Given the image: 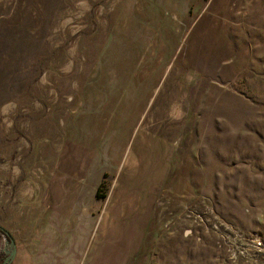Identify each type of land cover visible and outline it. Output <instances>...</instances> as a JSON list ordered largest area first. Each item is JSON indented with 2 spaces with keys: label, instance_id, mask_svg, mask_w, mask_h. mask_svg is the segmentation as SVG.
Returning <instances> with one entry per match:
<instances>
[{
  "label": "rangeland",
  "instance_id": "1",
  "mask_svg": "<svg viewBox=\"0 0 264 264\" xmlns=\"http://www.w3.org/2000/svg\"><path fill=\"white\" fill-rule=\"evenodd\" d=\"M0 225L12 264H264V0H0Z\"/></svg>",
  "mask_w": 264,
  "mask_h": 264
},
{
  "label": "crops",
  "instance_id": "2",
  "mask_svg": "<svg viewBox=\"0 0 264 264\" xmlns=\"http://www.w3.org/2000/svg\"><path fill=\"white\" fill-rule=\"evenodd\" d=\"M63 195L66 196V195H69V194L65 193V194H62V196ZM70 197H75L74 193H70ZM73 206H74V209H73V212H72L71 216H67L68 214H65V215L63 214V212L66 209H59V208L56 209L54 207H50L49 208L51 213H53V212H54V214H59L60 213L61 223L64 224V225L62 226V228L60 230H58L59 223L54 227L55 228L54 231H57L56 232L57 234L55 235V238L54 239H48V240L47 239H44V240H46L48 242H50V241H52V242L53 241L54 242H57V241L62 242L61 244H58V247H57L58 250L61 249V247L63 246L64 242L65 243L67 242L68 238L69 239L71 238V241L73 239H75V240L78 239V234L74 232V230L72 229V225L76 222L77 219H80V216L78 214L79 213V210L76 208V207H78V205L75 204ZM79 207L81 209L80 204H79ZM85 208H86L85 206H82V209H85ZM83 214L88 215L90 213H83ZM68 226H70V233H67V231H66ZM15 244H16V242H14V245ZM42 245L44 246V248L42 250H40V251L43 252V253L39 254V257L37 259H39V260L41 259L42 260L44 258L43 260H46V259L48 260V258H50L51 256H49L47 258L46 257V252L47 251L48 252L53 251V249H54L53 244L49 243V245H48L47 243H43ZM125 260H124V262L122 264H131V263L126 262ZM48 261H51V260H48ZM12 262H13V258H12V260L9 261V263L12 264ZM54 264H59V263H58V261H56ZM73 264H75V263H73Z\"/></svg>",
  "mask_w": 264,
  "mask_h": 264
},
{
  "label": "water",
  "instance_id": "3",
  "mask_svg": "<svg viewBox=\"0 0 264 264\" xmlns=\"http://www.w3.org/2000/svg\"><path fill=\"white\" fill-rule=\"evenodd\" d=\"M1 231H3L4 234L7 236L8 240H7L6 243H7V245L9 246V249H10V250L5 249V251H6V255L4 256V258H3V262H2V264H4V263L9 262V261L11 260V258L13 257V255H14L15 245H14L13 238H12V236L10 235V233L8 232V230H7V229H1ZM7 245H6V246H7Z\"/></svg>",
  "mask_w": 264,
  "mask_h": 264
},
{
  "label": "built area",
  "instance_id": "4",
  "mask_svg": "<svg viewBox=\"0 0 264 264\" xmlns=\"http://www.w3.org/2000/svg\"><path fill=\"white\" fill-rule=\"evenodd\" d=\"M249 240H250L251 244L253 245V247L256 248V249H254L255 251H258L260 248H262V247H260L261 241L255 233H254V235L250 236ZM226 249L228 251H230L231 248H226ZM230 254H231V256L233 255V253H231V252H230Z\"/></svg>",
  "mask_w": 264,
  "mask_h": 264
},
{
  "label": "trees",
  "instance_id": "5",
  "mask_svg": "<svg viewBox=\"0 0 264 264\" xmlns=\"http://www.w3.org/2000/svg\"><path fill=\"white\" fill-rule=\"evenodd\" d=\"M97 196H99L97 193H96ZM0 229H6V228H3L1 225H0ZM9 232V231H8ZM10 233V232H9Z\"/></svg>",
  "mask_w": 264,
  "mask_h": 264
}]
</instances>
